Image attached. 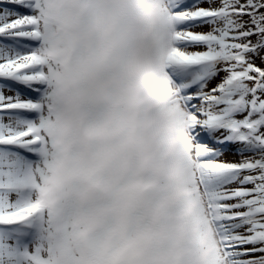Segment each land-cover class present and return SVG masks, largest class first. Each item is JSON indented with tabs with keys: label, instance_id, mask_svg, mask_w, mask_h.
Listing matches in <instances>:
<instances>
[{
	"label": "snow or ice",
	"instance_id": "snow-or-ice-1",
	"mask_svg": "<svg viewBox=\"0 0 264 264\" xmlns=\"http://www.w3.org/2000/svg\"><path fill=\"white\" fill-rule=\"evenodd\" d=\"M0 264H264V0H0Z\"/></svg>",
	"mask_w": 264,
	"mask_h": 264
},
{
	"label": "rangeland",
	"instance_id": "rangeland-1",
	"mask_svg": "<svg viewBox=\"0 0 264 264\" xmlns=\"http://www.w3.org/2000/svg\"><path fill=\"white\" fill-rule=\"evenodd\" d=\"M223 158L224 159H229L230 158V154L229 153H224ZM231 158H234V157H231Z\"/></svg>",
	"mask_w": 264,
	"mask_h": 264
}]
</instances>
